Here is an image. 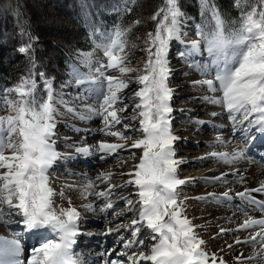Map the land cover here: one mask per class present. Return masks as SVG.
<instances>
[{"label": "snow or ice", "instance_id": "1", "mask_svg": "<svg viewBox=\"0 0 264 264\" xmlns=\"http://www.w3.org/2000/svg\"><path fill=\"white\" fill-rule=\"evenodd\" d=\"M200 4L201 16L203 18L207 12L212 21L211 26L207 23L196 25L198 39L185 40L183 35L186 33L182 34L185 13L179 0H165L163 7L158 8L152 16L156 25L145 39L147 58L142 68L127 66L130 63L128 52L136 47L129 40L132 25L125 27L115 23L110 28H100L93 22L89 32L93 50L77 52V59L89 71L84 73L74 68V83L99 105V109L90 104L84 105V108L102 118L105 123L102 131L121 140L130 137L109 130L121 122L122 117L118 112H123L128 107L123 103L122 92L131 81L124 75H108L102 69H112L121 74L139 73L135 77L139 87L132 97L138 102L134 103V114L130 119L136 120L138 111L139 127L133 131L140 138L130 145L100 141L95 146V150L104 155H118V150L125 147L142 150L138 163L132 167L128 173L129 179L123 185L117 186L111 182L113 173L110 171L96 177L107 182L106 189L95 192L96 197L103 198L104 201L99 209L101 213L113 210L111 214H117L112 202L115 189L128 185L135 188L138 198L136 204L133 205V200L128 197L124 198V202L132 205L130 212L136 213L138 210V218L132 219L129 225L121 222L115 228L117 232L121 227L131 228L132 237L140 231L141 224L150 230L147 253L135 247L143 245V239L123 241L125 251L122 255L127 256L132 264H138L140 260L150 261L151 264H217L218 259L214 253L209 254L202 247L205 241L197 235L194 231L196 226L184 215V202L179 199L177 192L178 186L186 181L177 175L178 165L184 161L176 157L174 143L180 137L171 130L170 113L173 109L169 102L173 90L168 86L167 80L171 73L168 51L173 41L184 44L185 51L179 53L182 59L189 60L190 66L195 67L201 75L212 77L193 81V84L206 86L213 94L202 99L221 105L227 111L229 119L234 122L233 132L237 131L235 123L240 118L239 131L243 145L230 153L213 152L209 155L232 164L247 159L248 152L257 141L264 146V3L259 8L251 6L245 11L246 0H234L233 6L238 10L237 18L226 17L211 0H200ZM122 11L130 12L131 9L125 7ZM139 22L137 20L133 24ZM20 35L27 36V40L18 51L30 55L31 67L17 84L5 88L4 95L0 97V103L7 109V114L0 115V212L6 207L9 215H17L24 229L36 237L38 243L32 247L26 264H80L73 252V245L80 231V212L71 206V198L69 207L57 210L53 200L55 190L50 185L48 174L55 163L71 156L60 153L55 147L56 117L59 114L57 105H64L74 113L75 109L68 105L64 93L53 88L51 79L46 78L43 72L36 71L33 41L39 38L24 30ZM95 49L102 50L104 60L94 58ZM205 53L210 58L208 62L198 64L194 61V56ZM37 76L43 81V95H37ZM84 118L86 117L81 115V119ZM124 127L128 128V124ZM92 147H75V152L86 156ZM261 159L264 161V156ZM224 175L221 173L209 180L220 181ZM94 188V182L89 180L84 191L91 194L89 190ZM250 192H264V184L245 189L236 195L247 199L249 203H259L249 195ZM208 196L225 201L231 199L228 192L221 193L219 197L214 193H209ZM87 207L95 210L91 204ZM253 225H259L261 229L249 239L254 244L255 236L258 235L264 242V218H248L238 228ZM106 231L112 233L114 229L109 227ZM50 234H54L55 238H49ZM128 249L134 250L128 252ZM23 252L19 234L0 236V264H25L21 259ZM257 256L264 260V252L257 253ZM104 264L121 262L105 260ZM219 264H225L222 258Z\"/></svg>", "mask_w": 264, "mask_h": 264}, {"label": "rangeland", "instance_id": "2", "mask_svg": "<svg viewBox=\"0 0 264 264\" xmlns=\"http://www.w3.org/2000/svg\"><path fill=\"white\" fill-rule=\"evenodd\" d=\"M58 0H24V7H27V10L35 13V17H37V21L39 23L38 28L41 29L43 34L46 35L47 32H49V35H52L55 37L54 40L58 42H65V39L69 38V40L73 39L76 40L77 38V32L73 31L70 27V23L68 20L61 16L58 12V9L55 4H58ZM58 18V19H57ZM185 18L189 20L190 24L195 28L196 25H203L207 23L209 26H211V19L203 18L202 22H199L196 17H193L185 12ZM51 32V33H50ZM51 37V36H50ZM47 40H50L51 38H46ZM68 42V40L66 41ZM140 45H143L142 48L139 49L137 53L133 56L136 60L130 62L127 66L132 68H142L143 62L147 58V51L145 41L140 42ZM175 49H179V46H177ZM93 50V49H92ZM176 50V51H179ZM175 51V50H174ZM87 52V51H85ZM103 55L102 50L95 49L94 51V58H98L100 60H104L101 56ZM206 53L204 54V56ZM206 57V56H205ZM174 62L180 63L181 66L186 64L188 60H173ZM173 62V63H174ZM186 62V63H184ZM206 61L203 60V63ZM186 67L182 68V71L179 74H175L173 76V79L178 82V84L186 87H182L179 90H176L174 94L171 97L170 105L173 109V111H178L179 109H186L191 110L193 107L196 109L200 107V105L196 106L197 103L191 102L195 96L200 97L198 95H201L205 92V88L199 85V84H193V81H199L203 80V77H200L199 71L197 69H194L192 66L185 65ZM78 69L80 72L87 73L89 71L88 67L85 66L80 62L79 59L76 60V62H70V68L66 73V77L60 80L58 82L57 86H53V88L57 92L64 93V99L68 102V105L75 109V113L72 111L67 110L64 105H57L59 109V114L56 117V136L55 139V147L57 148V151H64L72 148L74 145L79 146V137L83 134L85 131H89V134H91L89 137L93 140L92 142H89L91 145L95 144L96 141H106L109 143H132L134 140L139 139L140 135L137 133L136 135L132 133L133 127L138 123V121H127L124 120L126 114H128L133 106L134 103H137L138 100L134 101L132 99L133 96L129 97L127 96L132 89L134 84L137 82L135 81V77L139 75L138 72H129L126 74H121L119 71H115L112 69H102V71H106V74L113 75V76H121L124 75L125 78L129 79L131 82L129 83L128 87L125 88L122 92V95L124 97L123 103H126L128 105L127 109L123 112H118V115L122 117L121 122L119 124H115L109 131L111 132H120L124 135L130 137L127 140H121L116 136H113L111 134H108L105 131H102V129H105V123L102 121V118L99 116H93L89 119L84 118L81 119L80 115H77L76 113H81L82 111H85V109H81L80 103L84 101H89V103L97 109H99V105L95 104L93 99L88 98L87 94L82 91V89L74 83V80L72 78L73 69ZM168 83V82H167ZM168 86L173 89L176 85L169 84ZM174 86V87H173ZM178 91V92H177ZM186 92L185 94L181 95L180 92ZM14 95V94H11ZM37 95H42L41 93H38ZM85 97L84 99H80L79 97ZM180 96H183V100L178 101ZM188 99H187V98ZM191 97H193L191 99ZM5 108L3 103H0V109ZM138 113V111H137ZM7 114V109L2 112L0 115ZM134 113L132 112V115ZM97 115V114H95ZM125 115V116H124ZM173 118V117H172ZM176 118H179L176 120ZM184 120L183 117H175V119H171V130L172 132H180V126L181 121L178 120ZM212 119V118H211ZM132 122V123H131ZM128 124V128H125L124 125ZM133 126V127H132ZM191 134H196L194 131L190 132ZM190 133L184 134L181 133L180 136H185L186 141H190L189 143H193L195 140L196 142L199 141V137L195 135H190ZM133 134V135H132ZM84 135V134H83ZM95 138V139H94ZM235 142V141H234ZM78 144V145H77ZM80 146L86 145L80 143ZM88 144V143H87ZM186 146V145H184ZM183 145H175V150H185L188 149L184 147ZM223 149L220 146L214 147L211 152H213L216 149ZM6 150V154H7ZM223 151V150H219ZM130 153H134V155H130ZM178 154L185 155L186 157H196L199 155L200 152L196 151L194 153L186 152V151H180L177 152ZM142 155V152L140 154V151H123L122 153H113L109 155L108 163H110V166L108 168H105L101 165L100 170H96L94 166V163L97 161H93L92 165L87 166L85 163L80 162L78 160H74L73 158H67V161L61 162V166L54 165L51 170H49V175H51L53 172L56 177L54 179H57L60 181L63 186L59 187L63 190L62 193H57L55 197H53L54 205L59 210V208L69 207V198H71V206H74L79 212H80V219H79V233L81 234L80 239H89L86 237L94 236L95 234L92 232H95L97 234L96 228L92 227L93 224L89 223V220L99 218V215L91 210H89L88 207H86L85 203H88L87 196L88 194L85 193L84 188L88 184L89 180H92L95 184V186L98 188L96 191H102L107 188V182H102L101 180L96 179V176H98L101 173L106 172H112L113 173V179L111 178V182L114 185L120 184L122 180H124L125 176L116 175V172L124 170L125 165L131 161V159L137 160V158L140 159V156ZM251 157H248L247 159H241L238 160L231 165H234L236 167H239V171H242L241 169L244 166H248L249 163L247 161H250ZM90 159V158H89ZM69 160V161H68ZM98 162V161H97ZM107 163V164H108ZM222 163V160L218 159L217 157H211L210 160L203 161L199 164V162L195 163L191 167L193 169H184L182 166H178L177 168V175L180 179L185 180L186 182L182 185H179L177 188V192L179 194V199L182 200L183 203V209H184V215H186L192 222L193 225H195L194 231L197 233V235L202 238L205 241V244L202 245V247L207 251L209 254L214 253L215 256L218 258L217 261L220 260V258L223 259L225 264H247L248 259L244 256L245 253L252 248V243L250 244L251 240L249 239L252 237L253 231H260L261 226L257 225V228H246V229H240L239 231H234L231 234L224 233L228 228L227 227H233L242 224L246 219L252 218V219H260L264 218V207L261 205H264V192H259L257 197H253L257 202L259 203H249L247 199H242L241 197L237 196L236 193L239 192V190L232 189L230 190V195L233 196V202L237 205H232V203L228 204L227 202L220 203L222 199H213L212 197H209L208 194L212 191H220V189H217V186L214 185L213 181L209 183L210 181H207L208 178L211 177H218L220 171L223 170L224 167H220L219 169H212V167L219 166ZM97 164V163H96ZM95 164V165H96ZM252 164V162L250 163ZM249 164V165H250ZM198 167H197V166ZM224 166V165H223ZM57 169L55 170V168ZM61 167V169H60ZM81 168H86V170L91 173V177H79L78 171H82L83 174H87L88 172L85 170H82ZM54 169V171L52 170ZM95 169V170H94ZM91 170V171H89ZM209 170V171H208ZM209 172V173H208ZM244 173V172H243ZM97 174V175H95ZM201 175V178H197ZM197 176V177H196ZM230 183L226 185H230L233 183V179L228 180ZM197 182H199L197 184ZM261 184L263 180L260 179ZM78 189V190H77ZM135 188L130 187L128 189H124L122 191H115V195L113 198V208L116 215H112L111 212L113 210H108L107 213L104 214V218L106 222L108 223L109 227H112L114 231L112 232V236H110V239L107 238L110 233H107V229L104 231V235L106 234V238L104 235L101 237V240L99 242L100 246H96L94 249L91 248V251L93 254H99L100 252L103 253L99 259H102L103 262L105 260H119L120 262L126 258L125 264L132 263L127 259V256L122 255V253L125 251L123 241L126 239H143L144 244L143 245H137L135 247H139L140 250H143L147 253L149 246H150V230H147L146 227L141 224L140 225V231L136 234L135 237L131 236V228L125 229L124 227H121L119 229V232L115 230L116 225L123 222L124 225H129L131 220L134 218H138V210L136 213H132L129 211V209L132 207V205H127L124 202V198L128 197L133 200V205L136 204L137 196L136 194H131V190ZM237 189V188H236ZM116 190V189H115ZM129 190V191H128ZM214 193L218 197L222 192ZM229 191V192H230ZM124 192V193H121ZM226 192V191H225ZM119 193V194H118ZM200 193H204L205 199H196ZM123 194V195H122ZM86 196V197H85ZM202 197V196H200ZM85 198V199H84ZM186 198V199H185ZM103 203V202H102ZM101 203V204H102ZM236 211L237 214V220L236 217L233 216L232 211ZM7 209H5V212ZM91 211V212H90ZM118 211V212H117ZM90 212V213H89ZM129 212V213H128ZM93 213V215H92ZM1 214V213H0ZM111 214V215H110ZM91 215V216H89ZM109 215V216H108ZM3 214L0 215V220L3 218ZM115 216V217H114ZM5 217V216H4ZM114 218V219H113ZM216 219V220H215ZM12 220L10 218H7L5 221V226H7V230L0 232L1 234H4V236H7L9 234V227L11 226ZM235 221V222H234ZM9 222V223H8ZM233 222V223H232ZM0 222V227H5ZM216 224H218V227H214ZM93 228V229H91ZM91 229V233H86L84 230ZM224 229V232H221L220 230ZM4 230V229H1ZM83 230V231H82ZM230 230V229H229ZM241 238L245 239L246 241L244 243L239 242L237 243V240ZM154 242V241H153ZM247 243V244H246ZM261 238H259L256 241V244L262 245ZM220 244V245H219ZM231 245V247H229ZM84 246V245H83ZM32 245L30 246V250L32 249ZM220 248H223V250H220ZM98 249V250H96ZM94 250H96L94 252ZM134 249H128V252H131ZM30 257L28 254L23 257V261L26 262L27 258ZM237 257H240V260H237ZM259 262V264H264V260H261L260 258L251 260L249 262ZM142 262V260H140ZM144 262V261H143ZM143 264H151L150 261H146Z\"/></svg>", "mask_w": 264, "mask_h": 264}, {"label": "bare ground", "instance_id": "3", "mask_svg": "<svg viewBox=\"0 0 264 264\" xmlns=\"http://www.w3.org/2000/svg\"><path fill=\"white\" fill-rule=\"evenodd\" d=\"M185 33H186V35H183V39H185V40L198 39V37L196 36V30H195V28L192 26V24H190L189 20H187L186 18H185L184 26L182 28V34H185ZM177 46H179V48H180L179 51H176L178 49H175ZM183 51H185V46H184V44H181L178 41H173L171 43L170 49L168 51V61H169V67L171 69V73L168 76L167 82L169 84L176 85L175 87L173 86L174 87L172 89L173 90V94H174V92L176 90H179L182 87H186V86H182V85L178 84V82H176L173 79V76L175 74H179L182 71V68L183 67H186L185 65H188V66L190 65V61L189 60L186 61L187 60L186 58H183L182 59L181 56L179 55V53L180 52H183ZM205 56L204 55H196V56L193 57V59L198 64L199 63H203V60H205L206 62H208L210 60V58L207 56V54ZM101 57L103 59H105L103 57V55ZM176 59L177 60H184L185 59V61L187 63L184 62L186 64H184L183 66H181L180 63H179V61L178 62H174L173 61V60H176ZM194 69H196V68L194 67ZM199 76L200 77H203L202 79H210V78H212L210 76H204V75H201V74ZM200 86L202 88L203 85H200ZM138 87H139V85L137 83L134 84L133 87H131L132 89H130V91H127V92H129L127 96H129V97L133 96V92L135 90H137ZM203 87L206 90H205V92L203 94L198 95L200 97H197V96H195V98L191 97V99L193 98L191 100V102L194 101L195 103H197L196 106L200 105L199 108L196 109L195 107H193L191 110L179 109L178 111H172L170 113L171 119H175L176 116L177 117H183V119H184V120H182V119L181 120H178V121H181V124L182 125L180 126V132H178V133L177 132H173L176 136L179 137V135L181 133L187 134V133H190L191 131H194L196 134H193V133L191 134L190 133V135H192V136L195 135V136H198L199 137V141L196 142V140H195L193 143H189L190 141L189 140L186 141L184 139L185 136L183 135V136H180V138L177 139L175 141V143H174V146L177 145V144L178 145H183V146L186 145L184 147L188 148V149H185V150H175L176 157H178V158H180V159H182L184 161L183 163H180L178 165V166H181V167L183 166L184 167L183 171L185 169H189V168L190 169H193L195 167V163H197V162H199V164H200L203 161L210 160L211 157H212L211 155H209L210 153H213V152H217V153H219V152H229L230 153L233 149H236L238 146H242L243 145L241 142H239L241 140V138H240V131H239V129L241 128L240 118L238 117L237 118V121L235 123V127H236L237 131L236 132H233L232 131V128H233V123L234 122H233V120H230L229 119L227 111L221 105H216V104L208 103V102H206V101H204L202 99L204 96H211V95H213L211 92L208 91V89H207L206 86H203ZM185 93L186 92H183V91L180 92L181 95H183ZM180 100H183V96H180V98L178 99V101L180 102ZM86 104H90L89 101L81 102L80 103L81 109H85L84 108V105H86ZM132 112H133V108H132V110L128 114H126V116L124 115L125 116L124 120L133 121V120L130 119V117L132 116ZM211 113H216L217 115L213 116V115H211ZM80 114L82 116L86 117L87 119H89V118H91L93 116H97V118H99V115H95V114L89 113L87 110H86V112L85 111H82ZM81 115H80V117H81ZM177 119H179V118H176V120ZM136 121H138V123L134 127L132 126L133 129H136V128L139 127V116H138V113H137V119L135 120V122ZM244 123L246 124V122H244ZM132 133L135 134V135L137 134V132H134L133 130H132ZM83 134L79 137V139H80L79 146L81 145L80 143L86 144V145H89V146H93L92 149H91V151H90V153L88 155L85 156L83 154L76 153L75 152V146L74 145H72L73 147L70 148V149H68V150H64L62 152L59 151V152L60 153H68V154H71V156L70 157H67V158H73L74 160L76 159V160H78L80 162L85 163L87 166L92 165V163H94L97 160L98 162L96 161L94 163V166L92 165L93 167L96 168V170H100L101 165L104 166L105 168H108L110 166V163H108V161L106 159H108L109 155H104L103 153H100V152H98V151L95 150V146L101 140L96 141L95 144H92L91 145L89 142H92L93 140L89 137L91 135V134H89V131L88 132L85 131V132H83ZM217 137H219V140L217 139ZM221 141H223V143H221ZM121 144L130 145L132 143H124L123 142ZM79 146H76V147H79ZM217 146H220L223 149H220L219 148V149H216L213 152H211V150L214 147H217ZM124 149H125V151H131V150H133V151H140V154L142 152L141 149H137V148H128V147H125ZM219 150H223V151H219ZM252 150L254 152L258 150L254 157L257 156L258 158L261 159V156H264V146H261L258 141L252 147ZM180 151H186V152H190V153H194V152L198 151L200 153L196 157H191V156L186 157L185 155H181V154H178L177 153V152H180ZM102 155H104V158L103 159H101V156ZM67 158L58 161L54 165L61 166L62 165L61 162L67 161ZM138 161H139V158H137V160L131 159V161H129L125 165L124 170H121V171L116 172V175H118V176H121V175H124L125 176L124 177L125 179L122 180L120 182V184H118L117 186L123 185L124 182L129 179L128 173L130 172V170L132 169V167L135 164L138 163ZM250 162L251 161H247V163H249V164H250ZM192 165H194L193 168L191 167ZM220 167H224V168H223L222 171H220V173H219L218 176H220L221 173H224L225 175L222 178V180H220V181H213V183H214V185L217 186V189H220V191L217 190L218 192H222L224 190L222 193H224L226 191V192L229 193V196L231 197V199L229 201H225V200L222 199L220 203L227 202L228 204L232 203V205H237V204H235V202H233L234 200H233V196L230 195V193H231L230 190L235 189V190H239V192H242L245 189L257 188L259 185H261L260 179H262L263 180L262 183H264V165H262V164H257V165L256 164H250V166H247V167L244 166V167H242L241 169H243V170L242 171H239V167H236L234 165H231V164H228V163H225V162L222 161V163L219 166L212 167V169H216V168L219 169ZM56 169H57V167L55 168V170ZM60 169H61V167H60ZM81 169L87 171L86 168H81ZM89 171H91V170H89ZM85 173L83 174V172L81 170L78 171L79 177H87V178L88 177H91V178L94 177V176H91V173H89V172L87 174H85ZM95 175H97V174H95ZM197 176H199V177H197ZM197 176L196 177L198 179L202 177L201 175H197ZM55 177L56 176L53 175V174L49 175L50 185L55 190L54 197L57 195V193H62V191H63L61 189L59 191V187L63 186V184L60 181H58L57 179H54ZM230 179H233L234 181H233V183H231L228 186L226 184L230 183L228 181ZM207 181H210L209 178H208ZM211 182L212 181H210L209 183H211ZM198 183L199 182H197V184ZM130 187H133L134 188L133 185H128L127 187H124V188H119L118 187L115 191H122L124 189L126 190V189H128ZM97 189L98 188L95 186L94 189H90L89 190V192L91 194H88V196H87L88 203H85L86 204V207L89 204L93 205L94 208H95V210L94 211L91 210V211L94 212L95 215L96 214L99 215V218L92 219V220H89L88 221L89 223H92L93 224L92 227L96 228L97 234L95 232H92L91 229H93V228L84 230V232H86V233H91L92 232L95 235L94 236H91V237H86V238H89L88 240H86V239H80L81 234H78L77 237H76V243L73 245V252L76 255L77 259H79L80 264H104V262H102V260L99 259V257H101L103 253L100 252L99 254H93V252L91 251V248L94 249L96 246H98V245L100 246L99 242L101 240V237L104 235V231L107 228H109V225H108V223L106 222V220L104 218V214L101 213L100 210H99L100 209V206H101V203L104 202V201H103V198H97L96 197L95 192H97L96 191ZM210 191H211V193H217V191H212V190H210ZM121 193H124V192H121ZM134 193H135V190L132 189L131 190V194H129V195H132ZM258 194H259V192H250L249 193V195L251 197H255V196L257 197ZM200 196L204 197V193H200V195H198L195 198L198 199ZM205 197H207V196H205ZM5 209H7V208L5 207L3 209V211L0 212L1 214H3L5 216V217L3 216V218H1L0 222L2 221L1 224H3L5 226V221L7 220V218H10L12 220L11 223L13 224V226L9 230L14 231L15 228H17L21 224L20 223V218L17 215H15V214L9 215L8 209H7L6 212H5ZM232 212H233V216L236 217V219H234V220H237V214L238 213L235 210L232 211ZM92 215H93V213H92ZM89 216H91V215H89ZM218 226L219 225L216 224L214 227H218ZM253 227L254 228H257V225H253V226L248 227V228H253ZM227 228L228 229L225 232L223 231L224 233H227V234H231L234 231H239L240 230V228H238L237 226H234V225H233L232 228L231 227H227ZM1 229H4V230H1ZM244 229H246V228H244ZM5 230H7V226H5V227L2 226V228L0 227V232H3ZM258 232L259 231H257V230L256 231H253L252 235H255ZM112 235L113 234L110 233L109 236H107V238L110 239V236H112ZM0 236H4V235H0ZM104 237L106 238V234L104 235ZM49 238H55L54 237V234H50L49 235ZM259 238H260V236L256 235L255 236V241H257ZM239 241L242 242V243H244L246 240L240 237ZM25 242H26V244L29 243V242H33L35 246L38 243L36 237L33 236L32 234L28 233V232L26 234V240H25ZM251 243L252 242H250V244ZM83 244L85 245L84 247H83ZM251 245H252V248H250L245 253L244 256L242 255V257H245L246 259H248L247 264H259L258 261L257 262H249V261L254 260V259H258L259 257L257 256V253L264 252V247H262L261 244H256V242L254 244L252 243ZM96 250H98V249H96ZM96 250H94V252ZM220 250H223V248H220ZM26 254H29L31 256V251H29L27 249L26 252H25V255ZM252 257H255V258L252 259ZM125 261H126V258L123 259V262L124 263H125ZM145 262L146 261L143 262V260H142V262L139 261V264H143ZM217 264H219V261H217Z\"/></svg>", "mask_w": 264, "mask_h": 264}, {"label": "trees", "instance_id": "4", "mask_svg": "<svg viewBox=\"0 0 264 264\" xmlns=\"http://www.w3.org/2000/svg\"><path fill=\"white\" fill-rule=\"evenodd\" d=\"M55 4L61 16L70 23L71 29L77 32L76 40L65 39L58 42L54 36L43 34L35 13L24 7V0H0V97L5 88H11L18 83L31 67L29 54L20 53L18 48L26 42L27 36H21L22 30L30 31L38 40L33 41L36 71L43 72L46 78L52 80L54 86L66 77L70 62H76L78 51H90L93 43L89 38L90 25L94 22L97 27H111L115 23L121 26L132 25L129 40L136 47L128 52L130 62L143 45L148 32L155 29L156 20L152 16L158 8L163 7L165 0H58ZM226 17L237 18L238 10L234 0H211ZM183 11L196 17L200 22L203 18L211 19L205 12L201 16L200 0H179ZM264 0H246L245 11L251 6H259ZM125 7L131 11H122ZM58 19V18H57ZM139 20L138 24H133ZM51 33V32H50ZM51 36V37H50ZM46 38H51L47 40ZM68 40V42H66ZM37 80V94H44L43 81ZM11 96V94H10ZM6 108L0 109V114Z\"/></svg>", "mask_w": 264, "mask_h": 264}]
</instances>
